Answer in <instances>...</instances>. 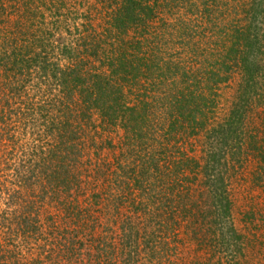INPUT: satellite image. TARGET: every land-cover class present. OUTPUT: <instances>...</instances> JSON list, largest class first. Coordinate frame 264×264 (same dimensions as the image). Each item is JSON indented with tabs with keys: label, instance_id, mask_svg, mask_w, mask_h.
I'll list each match as a JSON object with an SVG mask.
<instances>
[{
	"label": "trees",
	"instance_id": "trees-1",
	"mask_svg": "<svg viewBox=\"0 0 264 264\" xmlns=\"http://www.w3.org/2000/svg\"><path fill=\"white\" fill-rule=\"evenodd\" d=\"M42 3L13 6L21 7L15 29L25 36L0 35V151L19 149L16 160L0 157L14 187L0 224L6 240L36 247L25 263L135 264L144 233L153 248L146 261L171 264L182 221L196 239L204 232L215 255L219 245L247 246L232 222L228 178L231 160L245 155L257 157L264 176V127L249 124L264 97V0L239 6L242 19L224 20L218 42L205 48L196 28L166 21L143 0H123L101 27L47 22V9L58 5ZM237 76L221 114L220 89ZM99 130L123 135L116 143ZM46 200L63 223L51 216L42 226ZM151 211L162 227H141ZM0 247V264H21L18 252Z\"/></svg>",
	"mask_w": 264,
	"mask_h": 264
},
{
	"label": "rangeland",
	"instance_id": "rangeland-1",
	"mask_svg": "<svg viewBox=\"0 0 264 264\" xmlns=\"http://www.w3.org/2000/svg\"><path fill=\"white\" fill-rule=\"evenodd\" d=\"M21 0H0V35H10V30H16L15 32L19 37L21 30L15 29L16 20H20L18 10H14L13 6H19ZM44 0H35L38 3V7L42 6ZM49 5L54 4L58 7H51L52 10L47 9L44 15L47 22L52 18H72L81 19L93 22L96 26L106 22L111 17L112 13L123 3V0H45ZM144 3L151 6H157L160 17L166 21L181 20L188 24L190 28H196L198 34L202 39V46L208 47L210 44H216L219 40L221 32L219 31L225 21L233 20L234 23L239 22L242 19L240 15H236V9L243 5V3L250 4L253 0H143ZM22 4V2H21ZM4 8L6 9L4 11ZM44 11V9H43ZM241 12V10H239ZM199 14V15H196ZM41 16V14H39ZM60 15V16H59ZM243 16V15H242ZM43 17H41L42 19ZM11 19L10 21H8ZM23 22V21H22ZM10 29V30H9ZM98 32H101L102 28L97 27ZM5 30V31H4ZM4 31V32H3ZM176 41V39H173ZM172 43V41H170ZM203 48V47H202ZM214 48V47H213ZM239 78H234L231 82L223 85L220 89L221 97L218 107V111L223 114L228 111L231 106L234 96L237 93V84ZM95 122L99 123L97 116H94ZM250 127L256 125L259 127V131H263L264 127V97H259L253 104V109L249 113ZM15 127V126H14ZM31 128H27V133L31 132ZM94 130V129H93ZM100 136L104 133L105 138L113 139L116 143L120 142L123 131H108L105 132L99 130ZM4 151H0L1 159H10L7 156H13L14 160L18 159L16 151L19 150L15 145H6ZM195 148V147H194ZM22 150V147H20ZM18 152V151H17ZM12 153V154H10ZM7 155V156H6ZM104 155L107 159L113 157L112 150L106 149ZM13 159V158H12ZM233 164L236 167H233ZM229 196L233 203V225L237 227L238 231L245 235L246 245L240 247L235 244L222 247L217 246L216 255L214 251L210 250V243L204 239L206 237L202 232L199 239H196L191 233V225L182 221L181 228L184 229L182 234V241L173 243L178 247L176 252L173 253L174 264H264V176L260 179V171H258V159L255 156L249 157L247 155L242 156L240 159L233 158L229 166ZM259 173V174H258ZM6 174V173H5ZM1 175V171H0ZM11 178V172L8 174ZM13 187V184L7 182L3 175L0 178V213H9V207L7 206V194L8 190ZM14 188V187H13ZM40 207V219L42 226H47L51 221V216L58 220V223L64 222V214L58 209L57 204L53 201L46 200L41 203ZM63 214V217L60 216ZM60 216V218H57ZM143 218V217H142ZM141 227L151 226L152 230L158 229L164 225L157 212L151 211L147 218H143ZM186 222V223H185ZM109 224H114L113 221H109ZM107 225V222H106ZM106 230V229H105ZM148 230V229H147ZM101 231V230H100ZM183 232V231H182ZM181 232V233H182ZM108 238L112 236L109 231H106ZM208 234V233H206ZM9 235L6 232V227L0 224V242L2 246H10L13 251L18 252L21 256H18L21 264H26L25 261L29 257H33V250L36 248L34 245L22 242L21 239L6 240ZM174 237V235H173ZM207 238V237H206ZM204 239V240H203ZM208 239V238H207ZM6 240V241H5ZM177 240V239H176ZM210 240V239H208ZM90 243H85L84 249L91 248ZM152 245V244H151ZM146 243L145 234L142 233L136 245V254L134 256L135 264H169L159 262L157 260L153 262L146 261L145 249L149 248L153 250L152 246ZM149 246V247H147ZM0 249H2L0 247ZM214 254V255H213ZM128 257H125V259ZM89 259V258H88ZM92 260H94L92 258ZM127 260V259H126ZM95 264L94 261H91ZM119 264H124V259L118 261ZM134 264V261H132ZM171 262V264H173ZM90 264V261L88 262Z\"/></svg>",
	"mask_w": 264,
	"mask_h": 264
}]
</instances>
